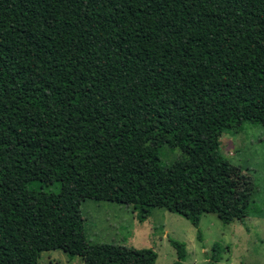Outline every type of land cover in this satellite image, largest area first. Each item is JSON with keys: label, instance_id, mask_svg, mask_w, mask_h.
Masks as SVG:
<instances>
[{"label": "trees", "instance_id": "obj_1", "mask_svg": "<svg viewBox=\"0 0 264 264\" xmlns=\"http://www.w3.org/2000/svg\"><path fill=\"white\" fill-rule=\"evenodd\" d=\"M245 124L264 127V0H0V264L89 262L87 200L231 224L212 170ZM165 140L163 174L129 160Z\"/></svg>", "mask_w": 264, "mask_h": 264}, {"label": "rangeland", "instance_id": "obj_2", "mask_svg": "<svg viewBox=\"0 0 264 264\" xmlns=\"http://www.w3.org/2000/svg\"><path fill=\"white\" fill-rule=\"evenodd\" d=\"M219 155L212 173L226 169L232 187L231 213L236 217L231 224L207 213L195 228L186 218L164 209H151L141 221L131 206L87 200L81 206L85 236L91 245L86 263L108 261L110 255L114 264H134L138 251L149 250L156 254L155 264H173L176 252L171 242L175 241L186 247L185 264H264V127L245 124L226 132ZM178 156L174 142L165 140L129 160L163 174L161 164ZM215 244L218 248L213 251ZM102 248H106L105 255L100 253ZM85 261L81 257L69 261L60 250L43 252L40 257L41 264Z\"/></svg>", "mask_w": 264, "mask_h": 264}]
</instances>
